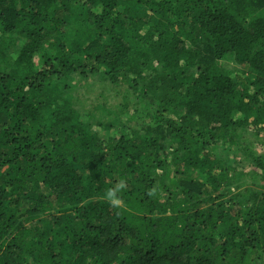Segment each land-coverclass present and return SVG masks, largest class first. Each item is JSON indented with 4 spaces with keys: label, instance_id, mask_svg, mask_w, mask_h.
I'll return each mask as SVG.
<instances>
[{
    "label": "trees",
    "instance_id": "16d2710c",
    "mask_svg": "<svg viewBox=\"0 0 264 264\" xmlns=\"http://www.w3.org/2000/svg\"><path fill=\"white\" fill-rule=\"evenodd\" d=\"M0 264H264V0H0Z\"/></svg>",
    "mask_w": 264,
    "mask_h": 264
},
{
    "label": "clouds",
    "instance_id": "9594fccd",
    "mask_svg": "<svg viewBox=\"0 0 264 264\" xmlns=\"http://www.w3.org/2000/svg\"><path fill=\"white\" fill-rule=\"evenodd\" d=\"M125 187H126V181L121 179L115 187L110 188L106 191L105 199L110 204V206L119 208L122 205L123 201L118 195V193L124 190ZM155 193H156V188L154 187L150 189L147 194L149 196H153L155 195Z\"/></svg>",
    "mask_w": 264,
    "mask_h": 264
},
{
    "label": "rangeland",
    "instance_id": "374dc122",
    "mask_svg": "<svg viewBox=\"0 0 264 264\" xmlns=\"http://www.w3.org/2000/svg\"><path fill=\"white\" fill-rule=\"evenodd\" d=\"M231 66H232V65H231L230 63L227 64V68H231ZM232 67H234V66H232ZM77 80H78V77H75L73 82H75V81H77ZM82 92H84V91H82ZM88 96L91 97V94H88ZM124 118H125V117H123V119H124ZM134 120H135V119H134ZM135 122H136V123H134V125H136V126H141V125L144 124L143 121H140V120H138V119L135 120ZM97 136H101V137H103V133H98Z\"/></svg>",
    "mask_w": 264,
    "mask_h": 264
}]
</instances>
